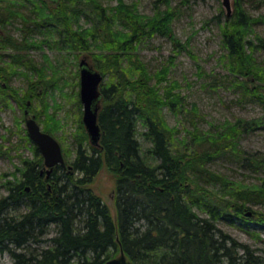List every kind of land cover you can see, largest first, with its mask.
Listing matches in <instances>:
<instances>
[{"label":"trees","instance_id":"obj_1","mask_svg":"<svg viewBox=\"0 0 264 264\" xmlns=\"http://www.w3.org/2000/svg\"><path fill=\"white\" fill-rule=\"evenodd\" d=\"M152 2L153 12L143 14L137 3L123 0L114 6L100 0H0L4 105L15 97L8 84L14 69L33 70L28 51L42 43L88 52L96 47L100 55L94 54L93 66L108 76L100 84L99 146L89 142L78 119L70 162L41 174L43 159L33 145L34 158L22 160L16 170L20 178L7 181L0 198V251L15 264H104L120 251L133 264H264L262 248L218 226L250 216L264 224V153L240 144L245 133L264 127V113L199 129L197 105L188 108L180 83L168 77L177 54L189 51L188 41L173 30L178 9L171 0ZM244 3L233 0L229 15L215 17L221 60L231 85L264 105V37L253 30L264 16L251 15ZM79 16L88 26L73 27ZM14 20L21 24L17 37L5 31ZM37 33L45 40H34ZM155 36L168 39L173 53L150 72L138 48ZM37 88L31 84V93ZM75 103L80 109L79 98ZM165 109L191 127L171 126ZM222 157L258 174L257 180L244 183L212 169ZM102 166L114 175L115 218L91 186Z\"/></svg>","mask_w":264,"mask_h":264},{"label":"rangeland","instance_id":"obj_2","mask_svg":"<svg viewBox=\"0 0 264 264\" xmlns=\"http://www.w3.org/2000/svg\"><path fill=\"white\" fill-rule=\"evenodd\" d=\"M100 1L103 5L114 6L118 0ZM123 1L137 3L138 10L143 14L153 12L152 0ZM244 1L251 15L264 16L263 0ZM230 3L233 7V0ZM170 4L178 9L173 30L182 42L188 41L189 51L184 50L177 54L168 77L180 83L188 108L190 103L197 105L199 129H209L210 123L262 116L264 105L255 97H243L242 88L231 85L230 78H226L228 72L221 60L223 48L215 19L220 13H226L222 0H171ZM21 9L24 13L29 11L27 7ZM72 21L75 28L78 25L88 26L82 16L77 19L74 17ZM20 25L19 20L10 21L5 31L13 35L12 37H17ZM253 30L264 37V22L255 23ZM33 38L43 41L46 37L37 33ZM172 53L169 40L159 36L143 41L138 48L139 57L150 72L165 63ZM94 54L100 55L96 47L88 52L71 47H51L42 43L41 47L28 51L33 60V70L22 66L14 69L8 84L15 97L9 96L7 105L0 101V198L7 194V181H17L20 178L16 170L21 167L22 160L34 158L32 142L24 139V135H27L26 117L34 116L41 129H48L58 140L65 160L70 162L73 159L75 151L72 137L78 126V119L82 121V105L79 109L75 103L76 98H79V61L85 57L93 66ZM256 55L259 61L263 59L260 52ZM107 77H103L101 83ZM47 83H53L54 86H44ZM261 83V91L264 92V81ZM31 84L39 87L36 94L31 93ZM25 110H28V115H25ZM164 114L171 126L191 127L181 115L175 116L166 109ZM142 143L145 148L144 142ZM240 144L246 150L264 153V127L245 133ZM211 168L244 183L255 182L258 178V174L240 169L235 162L225 157L216 159ZM41 169L46 173L43 167ZM91 186L94 193L108 205L115 218L114 175L102 166ZM252 208L260 209L258 206ZM198 213L205 215L201 211ZM218 226L239 241L264 250V224L254 220L252 216L242 221L235 220L233 225L219 221ZM253 232L258 233L260 239L255 238ZM0 264L15 263L9 253L0 251Z\"/></svg>","mask_w":264,"mask_h":264},{"label":"water","instance_id":"obj_3","mask_svg":"<svg viewBox=\"0 0 264 264\" xmlns=\"http://www.w3.org/2000/svg\"><path fill=\"white\" fill-rule=\"evenodd\" d=\"M226 14L231 13L230 0H222ZM102 74L95 69L85 57L79 61V100L82 105V123L88 135L89 142L99 145L101 128L98 123L100 110ZM25 110V115H28ZM27 136L36 147L43 159V168L48 175L54 166H65V158L58 140L49 132L41 129L34 116L26 117ZM68 167H71L70 165ZM250 214V212H247ZM104 264H133L121 251L118 255L108 259Z\"/></svg>","mask_w":264,"mask_h":264},{"label":"flooded vegetation","instance_id":"obj_4","mask_svg":"<svg viewBox=\"0 0 264 264\" xmlns=\"http://www.w3.org/2000/svg\"><path fill=\"white\" fill-rule=\"evenodd\" d=\"M48 1H50L51 3H55L57 0H48ZM2 85L5 86V83L3 82ZM40 173H41V174L43 173V172H42V169L40 170Z\"/></svg>","mask_w":264,"mask_h":264}]
</instances>
